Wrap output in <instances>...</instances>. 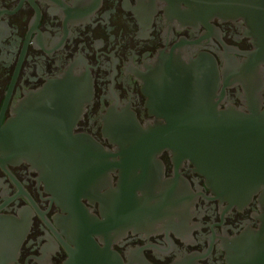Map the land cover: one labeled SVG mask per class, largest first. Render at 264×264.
Returning a JSON list of instances; mask_svg holds the SVG:
<instances>
[{"label": "flooded vegetation", "instance_id": "1", "mask_svg": "<svg viewBox=\"0 0 264 264\" xmlns=\"http://www.w3.org/2000/svg\"><path fill=\"white\" fill-rule=\"evenodd\" d=\"M245 5L246 0H0L1 261L63 264L73 248L72 207L59 204L50 188L51 128L66 126L73 136L94 142L80 146L82 175L101 185L82 189L80 204L103 222L125 178L118 167L99 176V157L118 163L125 158L120 151L141 150L114 143L112 135L134 126L144 132L166 126L159 104L174 96L197 99L205 93L222 111L233 106L248 113L242 76L256 49ZM199 71L212 72L214 79L202 84L208 88L192 83ZM253 74L252 102L264 110V65ZM45 92L70 101V111L59 113L66 122L50 121L55 112L28 110L37 108L32 102ZM26 150L39 153L29 158ZM155 156L165 184L156 193L185 199L188 221L179 233L159 225L148 237L129 232L113 250L125 264L136 262L140 252L151 264L185 256L196 264H228L225 242L259 229L257 198L249 208H230L192 162L168 150ZM144 193L137 190L122 207L132 209Z\"/></svg>", "mask_w": 264, "mask_h": 264}, {"label": "water", "instance_id": "2", "mask_svg": "<svg viewBox=\"0 0 264 264\" xmlns=\"http://www.w3.org/2000/svg\"><path fill=\"white\" fill-rule=\"evenodd\" d=\"M244 8L256 49L249 55L242 76L245 91L250 96L248 113L233 106L222 111L205 93L198 94L197 99L172 96L159 104L166 115V126L150 132L134 126L128 133L112 135L114 143L140 145L141 150L120 151L125 158L118 163L107 161L108 157H99V176L104 177L108 168L118 167L125 178L123 189L111 199L114 211H106L103 222L88 215L80 204L85 194L82 189L91 184L98 188L101 185V182L85 180L82 175L80 146L94 142L87 137L73 136L66 126L50 129V188L59 204L72 207L68 238L73 248H67L69 258L63 264H125L112 246L129 232L148 237L156 232L158 225L162 230L176 233L185 227L188 221L183 209L186 200L170 201L166 190L156 193L158 187L165 184L160 180L164 172L154 161L155 155L165 150L173 151L179 161L192 162L206 178L208 187L230 208H249L257 198L261 211L259 229L248 228L225 242L224 250L228 264H264V110L251 98V91L257 84L254 70L264 65V0H246ZM196 78L192 83L200 90L208 88L202 85L204 81L214 79L212 72L201 71ZM40 97L32 102L37 108L29 111L55 112L57 115L50 116V121H67L59 113L70 111L71 108H67L71 107L69 100L52 99L48 92ZM144 145L157 148H144ZM24 152L29 158L39 153L36 150ZM137 153L145 155L131 156ZM154 168L156 172L151 171ZM137 190L145 192V203L134 200L135 204L129 205L132 209L125 210L123 204L131 201ZM136 256L139 258L130 264H151L142 252ZM7 262L9 260H0V264ZM173 264H196V258L185 256Z\"/></svg>", "mask_w": 264, "mask_h": 264}]
</instances>
